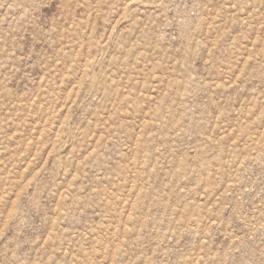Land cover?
Masks as SVG:
<instances>
[{"label":"rangeland","instance_id":"374dc122","mask_svg":"<svg viewBox=\"0 0 264 264\" xmlns=\"http://www.w3.org/2000/svg\"><path fill=\"white\" fill-rule=\"evenodd\" d=\"M0 264H264V0H0Z\"/></svg>","mask_w":264,"mask_h":264}]
</instances>
